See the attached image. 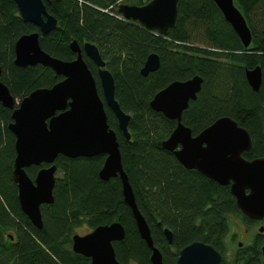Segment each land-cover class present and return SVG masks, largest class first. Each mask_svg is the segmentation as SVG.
<instances>
[{"label": "trees", "instance_id": "1", "mask_svg": "<svg viewBox=\"0 0 264 264\" xmlns=\"http://www.w3.org/2000/svg\"><path fill=\"white\" fill-rule=\"evenodd\" d=\"M149 1L126 0L124 4L143 6ZM120 2L43 0L57 26L48 35L39 34L40 48L51 57L72 61L75 54L69 44L73 40L80 46L91 43L97 47L105 69L113 76L114 97L130 116L129 141L105 108L107 121L115 131L136 206L163 264H174L179 251L192 242L212 246L222 255L220 264H264L260 252L264 237L253 233L252 243L241 241L239 248L235 243L239 234L233 230L239 222L248 231L258 223L237 209L229 186L185 169L172 153L161 148L176 122L149 106L153 96L170 83L199 76L200 92L182 113L181 123L195 136L217 119L229 117L250 136L251 148L243 158L264 157V0H234L251 32L247 48L212 0H179L176 24L165 36L121 19L116 12ZM32 32L38 29L21 20L14 1L0 0V81L15 101L37 89L51 88L62 79L47 67L13 64L15 41ZM152 53L159 57L160 66L144 77L140 70ZM86 64L95 75V67L87 60ZM256 67L262 71V81L258 92H253L245 70ZM96 83L98 86V80ZM10 116L11 111L0 104V264H89L87 258L72 252L71 236L83 225L91 231L113 222H119L125 231L124 239L112 244L116 260L151 264L150 249L123 201L119 178L103 181L98 176L103 155L76 159L58 156L54 164L60 177L55 178L53 202L41 207L42 228L32 226L20 209L11 177L15 139L7 128ZM37 170L30 167L26 172L33 180ZM165 228L172 233L170 245L163 234ZM9 230L14 236L6 234ZM233 246L236 249L230 250L227 260Z\"/></svg>", "mask_w": 264, "mask_h": 264}, {"label": "water", "instance_id": "2", "mask_svg": "<svg viewBox=\"0 0 264 264\" xmlns=\"http://www.w3.org/2000/svg\"><path fill=\"white\" fill-rule=\"evenodd\" d=\"M24 23L32 24L38 32L20 36L14 44L13 64L26 68L40 65L51 69L62 79L51 88H40L16 102L0 81V104L11 111L8 130L14 136L15 157L12 180L16 184L17 200L22 213L36 229L42 228L41 207L53 202L58 156L68 159L105 156L98 176L103 181L118 177L122 197L130 208L140 238L150 249L151 264H163L162 255L153 244L149 227L139 212L127 175L122 167L115 131L107 121V108L116 120L118 130L126 141L130 116L124 113L114 97L115 84L105 69L97 47L84 43L80 48L73 40L70 50L73 61H63L45 53L39 44V34L48 35L56 29V19L48 14L43 0H13ZM223 19L230 25L242 45L252 40L250 29L234 0H212ZM179 0H150L143 6L120 3L116 12L121 19L135 22L148 32L167 35L177 20ZM89 59L97 68V83L84 61ZM159 57L149 54L140 70L147 76L158 70ZM1 76V67H0ZM245 79L253 92H258L262 71L260 67L245 70ZM202 78L174 81L158 91L150 108L175 121L176 127L161 148L173 154L187 170H195L220 186H229L237 209L252 221L264 219V157L246 160L242 154L251 148L248 132L229 117H221L193 136L190 128L181 123L182 113L196 100ZM99 88V91H98ZM46 165V167H41ZM41 167L32 180L26 169ZM264 227L259 228L263 232ZM167 243L172 233L163 230ZM125 231L119 222L99 226L85 235L71 236L74 254L89 260V264H122L116 260L115 242L124 239ZM264 256V246L261 249ZM221 254L212 246L192 242L182 248L174 264H220Z\"/></svg>", "mask_w": 264, "mask_h": 264}, {"label": "rangeland", "instance_id": "3", "mask_svg": "<svg viewBox=\"0 0 264 264\" xmlns=\"http://www.w3.org/2000/svg\"><path fill=\"white\" fill-rule=\"evenodd\" d=\"M118 1H121L120 3H124V2H126V0H118ZM235 4V3H234ZM236 6V5H235ZM237 7V6H236ZM258 16L260 17V18H262L261 16H260V13H258ZM262 23H263V21H262ZM261 23L260 22H258V23H256V26L258 27L259 25H260ZM16 102H19V101H16ZM60 177V175L59 174H56L55 173V178H59ZM236 221H238V220H236ZM258 227H259V225H256L254 228H253V230H251V231H248L247 229H246V226L245 225H243L242 223H238V227H237V230L235 229V228H233V230H235L234 232H237L239 235V237L236 239V241H235V243H238V242H246V243H249V241H250V236H252V234L254 233V234H256L257 233V229H258ZM88 232H90V231H88V229L86 228V226L85 225H83L81 228H79L78 230H76V232L74 233V234H78V235H84V233L86 234V233H88ZM251 233V235H249ZM6 234H12L13 236H14V232L12 231V230H9V231H7L6 232ZM73 234V235H74ZM241 247H242V245H241ZM230 248V247H229ZM228 248V249H229ZM240 248V247H239ZM233 249L235 250L236 249V247L234 248V246L233 247H231L230 249H229V252H228V254L226 255V257H227V260H229L230 258H231V252H230V250L231 251H233Z\"/></svg>", "mask_w": 264, "mask_h": 264}, {"label": "flooded vegetation", "instance_id": "4", "mask_svg": "<svg viewBox=\"0 0 264 264\" xmlns=\"http://www.w3.org/2000/svg\"><path fill=\"white\" fill-rule=\"evenodd\" d=\"M34 26V25H33ZM80 46V45H79ZM82 46H80V48H81ZM73 53V52H72ZM75 58H76V54H75ZM83 58H84V61H85V63H86V60L87 61H89L94 67H95V69H96V74L95 75H93V77H94V79L95 78H97V68H96V66L89 60V59H87L86 57H84L83 56ZM73 61V60H72ZM62 78V77H61ZM96 82H97V79L95 80ZM41 167H46V166H41ZM41 167H39L38 169H40ZM248 219V218H247ZM252 221V220H251ZM255 223H258L257 225H259V227H258V229H257V233H256V235H258V236H262V237H264V231L263 232H259V228L260 227H264V219L262 220V221H254ZM252 241H253V239H252ZM252 241L250 240V244L252 243ZM241 245H242V242H238V247H241ZM264 246V244L260 247V252H261V249H262V247ZM261 256L262 257H264L263 255H262V253H261ZM221 261H222V255H221ZM221 263V262H220Z\"/></svg>", "mask_w": 264, "mask_h": 264}]
</instances>
